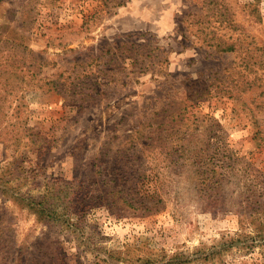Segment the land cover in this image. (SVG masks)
<instances>
[{
	"label": "rangeland",
	"instance_id": "1",
	"mask_svg": "<svg viewBox=\"0 0 264 264\" xmlns=\"http://www.w3.org/2000/svg\"><path fill=\"white\" fill-rule=\"evenodd\" d=\"M212 1L0 0V181L83 193L67 224L0 186V264H264L221 246L264 208V0Z\"/></svg>",
	"mask_w": 264,
	"mask_h": 264
},
{
	"label": "trees",
	"instance_id": "2",
	"mask_svg": "<svg viewBox=\"0 0 264 264\" xmlns=\"http://www.w3.org/2000/svg\"><path fill=\"white\" fill-rule=\"evenodd\" d=\"M213 1L211 0V3ZM216 4H218V0L216 1ZM223 50H233L232 47H226ZM164 124V119L158 124V127H162ZM162 128L161 130H163ZM161 134V133H159ZM185 145V144H184ZM184 145L179 147V148H174L175 152H180V156L186 155L187 157H191L192 154V149L189 148H184ZM129 153V154H128ZM141 151L133 150L130 147L128 148H123L122 149V169H125L126 174L128 175V182L130 184L139 187L134 194H139L138 192L144 191V184L152 185L154 184V176H152L150 173H147V169L149 166L144 164V155L140 154ZM133 171V173H129ZM3 193L9 192L13 190L12 197L14 198V201L23 204L25 207L33 211V213L38 214L41 218L46 217L49 218L50 220L56 221V222H64V223H71L70 220V212H66L64 209H70V207H67L70 205V203L66 206V201L74 202V198L76 196L80 197L79 202L81 201V196L83 193H77L75 191V187L73 186V181L72 182H65L64 185H57L56 187H59V193L57 196L54 197V199L58 201H52L51 198L49 197H33L30 195H24L20 192L18 186L16 187H8L6 188V184H2L4 181H0ZM214 184H221L219 183V179L216 178ZM56 187L54 191L56 190ZM10 191V192H11ZM120 191L119 190H112V191H107L104 195V200H109L108 204H111V206H115L116 202L117 203H126L130 208H133L135 210H140L143 204H146L145 199L147 197L149 198L150 195L144 194V200L139 203V207H136L135 204L132 203L130 199L127 198V195L120 196ZM111 196V197H109ZM114 196L118 197L117 201L114 200ZM151 197H154L153 195ZM65 205V206H64ZM88 207V206H87ZM86 208V207H85ZM144 212H152L157 210L156 209H151L150 207H146L144 209ZM72 212V211H71ZM249 218L247 215H241V222H247L246 224L250 227L253 228V232H237L235 236H231L227 238V240L221 242V246L224 249H229L233 250L234 248H239V250H246L247 252L253 251L255 248L258 246H262L264 244V208L257 209L255 212H252L248 214ZM73 224V223H72ZM75 226V225H72ZM240 242V244H238ZM202 252V251H201ZM214 253H217L214 252ZM214 253H212V257H215ZM198 258L202 259V256H198L194 260H199ZM173 259H178V256H174ZM204 259H208V254L205 255ZM188 260V259H187Z\"/></svg>",
	"mask_w": 264,
	"mask_h": 264
}]
</instances>
